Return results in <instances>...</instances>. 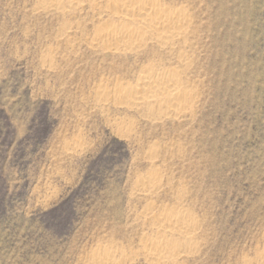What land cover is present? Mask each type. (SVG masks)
Returning <instances> with one entry per match:
<instances>
[{
    "label": "rangeland",
    "instance_id": "374dc122",
    "mask_svg": "<svg viewBox=\"0 0 264 264\" xmlns=\"http://www.w3.org/2000/svg\"><path fill=\"white\" fill-rule=\"evenodd\" d=\"M165 2L193 14L182 76L196 99L187 116L160 119L98 101L101 84L133 85L153 56L94 49L100 7L0 0V264H94L107 246L151 264L152 201L196 216L197 251L182 264L264 253V0ZM66 27L78 30L69 41ZM176 47L157 58L178 70ZM151 170L164 183L144 196Z\"/></svg>",
    "mask_w": 264,
    "mask_h": 264
},
{
    "label": "bare ground",
    "instance_id": "6f19581e",
    "mask_svg": "<svg viewBox=\"0 0 264 264\" xmlns=\"http://www.w3.org/2000/svg\"><path fill=\"white\" fill-rule=\"evenodd\" d=\"M166 2L165 0H42V6L62 13L83 9L86 4L98 6L101 8L100 14L105 12L106 17L100 19L94 37L90 40L94 49L115 55L151 53L153 56L148 58L147 64L139 68L138 77L134 79L133 85L116 83L113 89L109 90L106 83V85L101 84L96 95L100 103L113 100L122 107L143 109L162 119L170 116H187L194 108L193 103L196 99V92L191 88L193 84L185 81L182 76L192 65V56H194L187 50L189 46L185 48L190 42L193 14L191 15V10L189 11L185 5L177 8ZM72 28H64L63 35L68 41L78 31ZM176 45L180 46V50L176 49L179 55H175L178 57L176 62L178 70L167 64L165 66L163 59L166 58H157L161 50L172 51L177 48ZM157 170H151L146 177H143L144 179H141L139 191L144 196H152L163 186L164 177H161L162 173L159 174ZM156 205L152 201L146 205L147 209L144 211L145 219L153 226L151 229L153 233L145 235L141 242L143 254L151 264H182L186 253L197 249L196 242L199 240L195 241L197 234L194 232L198 226L196 216L190 212V209L178 207L173 210L157 209ZM99 248L90 260L94 264H125L131 261L130 255L127 256L114 247ZM257 259L253 261L250 259L245 264H264V253Z\"/></svg>",
    "mask_w": 264,
    "mask_h": 264
}]
</instances>
